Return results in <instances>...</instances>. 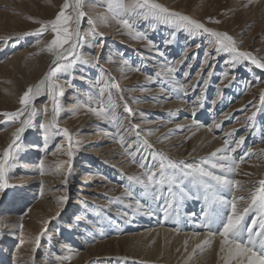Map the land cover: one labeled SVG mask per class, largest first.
Here are the masks:
<instances>
[{
	"label": "rangeland",
	"instance_id": "1",
	"mask_svg": "<svg viewBox=\"0 0 264 264\" xmlns=\"http://www.w3.org/2000/svg\"><path fill=\"white\" fill-rule=\"evenodd\" d=\"M156 2L172 11L182 9L185 15L195 14L196 20L206 27L227 32L239 50L252 53L264 63V0ZM63 3L64 0H0V114L21 108L20 97L29 85L37 84L40 79V55L52 56L46 51L47 42L53 38L51 31L40 36L25 33L40 27L34 21L53 19ZM82 10L86 17L80 27L82 39L77 49L80 60L70 73L60 74L56 79L63 91L59 97L62 111L57 124L48 131L46 142L40 125L51 119L52 100L45 93L34 101L37 112L32 126L17 141L19 147L9 162L12 165L7 175L9 187L0 190V264L213 262L214 251L208 253L206 249L205 254L200 255L197 250L192 254L190 240L184 246L185 241L179 238L170 241L169 237L165 240L161 237L154 240L155 243L142 241L138 245V241L134 244L135 241L125 236L130 229L139 228L126 225L135 220L127 216L133 217L131 210L136 208L137 201V207L143 211L147 210L143 207H151L153 214L157 213V227L177 230L180 227L175 221L179 213L184 218L188 210L197 209V220L204 218L205 210L209 209L205 196L211 198L212 193L185 181L183 198L172 199L168 197L167 186L160 192L146 191L129 177L146 179L143 175L146 168L139 163L142 158L146 165H156L158 170L151 152L192 165L200 164L202 158L213 152L204 150L205 145H198L192 137L185 138L186 131L178 130L176 125L183 123V117H188L211 128L213 136L231 132V136L223 138L231 141L230 149L236 148L231 155L238 167L230 177L241 182L236 191H243L247 183H253L250 191L259 187L258 181L264 180V103L260 99L264 93V68L252 64L251 60L233 63L230 54L216 53L207 34L191 35L175 24L151 18H130L134 32L144 35L143 39L133 38L108 12L106 0H85ZM68 11L71 13V9ZM208 17L219 23L210 22ZM169 40L172 42L168 43ZM20 52L28 65L21 72L8 61ZM169 68L175 71L169 73ZM102 70L112 102L117 106L116 114L123 121L119 133L124 136V145L120 143L114 123L89 111L99 107L101 101L108 103V91L103 96L100 93L104 87V81L100 80ZM115 85L122 90L123 101ZM167 94L176 95L177 101L182 100L185 105L182 109L186 112L170 113L163 104ZM124 101L132 111L131 116L124 110ZM253 113L256 115L249 120ZM26 115L27 112L21 119ZM19 124L0 115V155ZM217 124L221 127L217 128ZM132 125L136 126L135 131ZM65 128L72 135L71 157L68 156L69 140L58 131ZM241 137L244 142L236 147L235 142ZM144 141L152 147L146 148ZM257 145L261 146L259 150L255 148ZM131 152L137 153L135 158L129 155ZM222 154L227 153L218 156ZM134 159L137 162H133ZM205 167L210 168V165ZM211 170L221 173L220 169ZM231 192L225 189V199L233 198ZM46 194L68 199L63 208L58 207V212L52 213L42 202L50 199ZM186 196L188 202L184 210H179L178 203L185 202ZM166 197L172 203L167 218L162 211ZM151 201L156 202L157 210L152 208ZM34 211L45 217L42 229ZM11 212L17 216L6 220L7 213ZM253 219H259L254 210L246 216L245 225L251 224ZM204 230L211 229L199 231ZM37 236L41 237L38 244ZM196 255L201 257L196 258Z\"/></svg>",
	"mask_w": 264,
	"mask_h": 264
},
{
	"label": "snow or ice",
	"instance_id": "2",
	"mask_svg": "<svg viewBox=\"0 0 264 264\" xmlns=\"http://www.w3.org/2000/svg\"><path fill=\"white\" fill-rule=\"evenodd\" d=\"M84 2L85 0H64L59 12L53 19L34 21L39 23L40 27L34 32L25 33V35L40 36L47 31H51L53 38L47 42L46 51L52 54L53 60L43 78L37 84L29 85L24 91L19 99L21 108L14 112L0 114L6 117L7 121H18L21 125L12 134L13 139L11 143L4 149L3 154L0 155V190L9 187L7 175L9 169L12 167L9 162L14 158L15 152L19 147L17 141L25 130L32 126L37 112L33 106L34 101L45 93L52 100L51 119L47 123L40 125L45 131L46 142L49 138L47 135L48 131L57 124L62 111L59 97L63 95V91L60 85L56 83V79L60 74L70 73L80 60V54L77 49L81 46L82 39L79 29L82 20L86 17V13L82 10ZM106 6L108 12L112 14L116 22L127 29L128 34L132 35L133 38L143 39L144 35L141 32H134L130 18L143 17L145 20L151 18L154 21L165 24H175L178 28L183 29L191 35L198 33L207 34L209 44L214 45V51L216 53L230 54L233 63H239L241 60H251L252 64L264 68V63L253 56L252 53L239 50L234 38L227 32L216 31L206 27L203 22L180 12L172 11L166 6L157 3L156 0H106ZM69 9H71V13H69ZM28 19H32V17H28ZM208 20L219 23L213 17H208ZM73 24L75 27L72 26ZM94 34L100 35L95 32ZM171 42V40L168 41V43ZM66 45L67 47H65ZM81 62L87 63V61ZM136 70L139 71V68ZM168 71L169 73L174 72L175 68H169ZM100 80L104 81V87L100 89L101 96H103L109 87L107 79L103 75V70ZM204 83L207 84V81L205 80ZM115 87L117 92L121 93L120 99L123 101L122 90L119 89L118 85H115ZM180 87L183 88V85H180ZM260 99L264 103V93L261 94ZM116 107V104L112 102L111 92L108 91L107 105L101 101L99 107L90 108L89 111L98 117H102L109 123H114L117 126V135L119 136L120 143L124 145V136L119 133V127L123 121L116 114ZM124 110L129 116L132 115V111L126 101H124ZM25 112H27V116L21 119ZM255 115L256 113H253V116L249 117V120L253 119ZM215 126L217 128L221 127L220 124ZM131 127L135 131L136 126L132 125ZM58 131H62L63 136L69 140L68 156L71 157L73 155L71 151L72 135L66 128ZM209 131H211V128H209ZM227 135L231 136L232 133L230 132ZM137 136H139V133H137ZM243 142L244 138L241 137L239 141L235 142L236 147H239ZM230 143L231 141L225 139L222 147L215 149L207 157L202 158L200 164L197 165L186 164L184 161L177 163L163 154L151 152L152 159L158 163V170L156 169V165H146L144 158H142L139 163L142 168H146L143 174L146 179H141L136 176L129 177V179L141 184L146 191L155 189L156 192H160L167 186L168 197L172 199H175L177 196L183 198L185 195V181H188V183L194 186L203 187L206 192H211V198L207 195L205 196V201L209 204V209L204 212V224L210 229L215 225L216 230H210L208 237L201 244H198L196 249L202 248L203 245L210 246L212 240L219 236V251L222 254L221 258L224 264H264V180L258 181L259 187H256L254 191L250 192V202L242 211L238 210L237 201L243 200L244 197L233 196L231 200H228L217 194L222 188L234 191L241 185L240 181L230 178L238 167L231 155L232 152L236 151V148L230 149ZM144 146L149 149L152 147L147 141H144ZM125 151H127V148ZM221 153L227 154L218 156ZM129 155L135 158L137 153L131 152ZM133 162L137 161L134 159ZM205 165H210V168L205 167ZM40 168L41 170L44 168L43 161L40 162ZM211 169H220L222 173L227 174L218 175ZM68 172L70 175V163L68 165ZM64 183L66 184L67 180ZM174 187L176 191H174ZM168 197L165 198V207L162 209L165 218L168 217L169 209L172 206L171 199ZM67 199V196H61L58 198V201L63 203ZM212 205H218L219 207H212ZM137 206H139V202H137ZM224 209L227 211H224ZM253 210L259 219H253L251 224L245 225L244 221L246 216ZM42 235L43 233H41ZM40 238V236H37V244ZM185 244L187 245V241H185ZM196 249H193V252Z\"/></svg>",
	"mask_w": 264,
	"mask_h": 264
},
{
	"label": "bare ground",
	"instance_id": "3",
	"mask_svg": "<svg viewBox=\"0 0 264 264\" xmlns=\"http://www.w3.org/2000/svg\"><path fill=\"white\" fill-rule=\"evenodd\" d=\"M178 12L184 13L182 9H180ZM188 16L192 17L193 19H197V16L195 14H192V15L190 14ZM74 27H75V25H74ZM79 32H80V29H79ZM65 47H67V45ZM40 56H42V58H41L42 61H40L41 62V65H40V68L38 69L39 70L38 71V74L40 75L39 81L43 78V76L45 75L47 69L50 66V63L53 60V56H49V55L47 56V55H43V54H41ZM8 61H10L13 64H15V69L17 71H20V72H21V69L23 71V69L26 66H28L26 64L25 59L22 58V53L21 52L18 53V54H15L14 56H12L10 58H8ZM160 64L163 65V62L161 61ZM26 82H28V79H26ZM175 96L176 95L167 94L166 97H165L166 99H164L165 102H163V104L165 103V106H168V108L171 111L170 113H178V112L184 113V112H186V111H184L182 109L183 107H185L184 102L182 100H180V101L175 100ZM48 105L50 106V101L48 102ZM219 118H221V117H219ZM182 121H183V123H180V124L176 125L177 128H178V130L181 129L182 131H186V133L183 135V136H185V138L186 137H192V140L196 141L198 145H200V144H201V146H204L205 145L204 146V150H206L208 152L209 151H214L215 149L223 146L224 141H225V139L223 137L227 136V133H222V134H220L218 136H213L212 133H211V131H209V129H207L206 127H204L200 121H196V120H193L192 118H188V117L187 118L186 117H183L182 118ZM198 124H200V125H198ZM20 126L21 125L19 124L17 126V128H19ZM211 126H213V125H211ZM229 128H231V127H229ZM12 139H13V135H11L8 138V140H7L6 144H5V148H7V146L9 145V143H11ZM168 144H173V143H170L169 142ZM255 148H257V150H259L261 148V146L257 145ZM222 155H225V154H222ZM255 161H258V160H254L253 162H255ZM218 172H221V171H218ZM219 174H225L226 175L227 173H222L221 172V173H218V175ZM247 184L244 185L246 187L245 188L243 187L244 188L243 191H239V190L236 191L235 190V191L231 192L233 194V196H237V197H241L242 196V197H244L243 200H238L237 201V207H238V210H240V211H242L243 208L245 206H247V204L250 202L249 198H250V192H251L250 189L251 188L249 189V187H251L253 183L251 185L248 184V186H247ZM110 185H112V183H110ZM217 194L225 198V189H223V188L220 189V191ZM45 197L46 198H50V199H48V200L47 199H43L42 202H43V204H46V206H48L49 208L52 209V213L58 212V210H57L58 207L63 208L65 206L66 201L63 202V203H61V202L58 201V198L61 197V195H52L51 196V195H47L46 194ZM137 202H135V204H134L136 208H134L133 210H131V213L133 212V214H132L133 217H131V215H128L127 216V218H135V220H133L134 221L133 223H126V225L128 224L129 225L128 226L129 228H135V227H139V228L138 229H130L126 233V235H125L128 239L133 240V242L135 241L134 244L137 241H138L137 242L138 245L142 241L143 242H151V241L154 242V240H159V239H161V237H162L163 240H165V239H167L169 237L168 238L169 240L170 239L171 240L175 239L174 241H177V238H179V239H181V241L182 240L183 241L190 240V246L192 248L191 253L194 254L193 253V249H196V246L198 244H201L202 241H204L205 238L208 237L209 230H207V231L206 230L199 231L201 229H206V228H209V227L205 226V224H204V218H199L198 217L200 220H197V211H198L197 209L188 210V212L185 213V215H184V218L185 219L183 218V216L181 215V213H179V215H178L179 219H176L177 221H175V222H177V224L179 225L178 227H180V229L177 228V230H176L175 227L173 229H171V228H164V227L163 228L162 227H157V224H158V221H157V218H158L157 213H154L153 214V211L154 210H151L150 209L151 207H143L144 209H147V210H144L145 211L144 212L140 207H137ZM151 202H152L151 203L152 208H155L157 210L158 209V206H156L157 205L156 202L155 201H151ZM187 202H188V197L186 196V201L185 202H181L182 204L181 203H178L177 208L179 210H182L183 206ZM205 204L209 205L207 202H205ZM192 207L194 208V206H192ZM183 210H184V208H183ZM143 214H145L146 217ZM33 215L37 216L36 218H38V220L40 221V225H41V229H42L43 228V224H44L45 217L44 216L40 217V214L37 211H34L33 212ZM15 216H17V215L14 212L7 213L6 220L11 219V218H14ZM192 219H195V220H192ZM215 228H216V226L213 225L211 227V231H215ZM178 230H180V231H178ZM219 239H220L219 236H217L214 240H212V243H211L210 246L203 245L202 248L196 249V251L197 250H200V251H197V252H199L200 255H201V253L203 254L207 250H208V253L209 252L212 253V251H214V256H212L214 258V261L213 262H209V261L206 260V261H204L203 264H224V261L221 258L222 257V254L219 251ZM178 243H180V240L178 241ZM183 243L185 244V242H183ZM184 246H187V245H184ZM143 247L144 246H142V248ZM188 250H189V248H188ZM187 253H189V252H187ZM191 253H189V255H191ZM197 257L198 256L196 255V258ZM200 257H198V258H200ZM198 264H200V263H198Z\"/></svg>",
	"mask_w": 264,
	"mask_h": 264
}]
</instances>
